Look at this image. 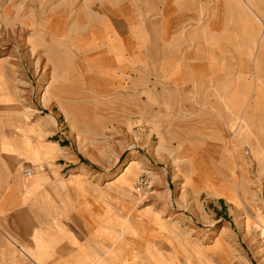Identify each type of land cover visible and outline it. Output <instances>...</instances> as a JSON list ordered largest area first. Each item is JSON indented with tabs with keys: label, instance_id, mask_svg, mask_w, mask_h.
<instances>
[{
	"label": "rangeland",
	"instance_id": "obj_1",
	"mask_svg": "<svg viewBox=\"0 0 264 264\" xmlns=\"http://www.w3.org/2000/svg\"><path fill=\"white\" fill-rule=\"evenodd\" d=\"M0 67L5 116L62 129L67 184L99 189V252L68 239V263L264 264V0H0ZM28 144L54 166L55 143Z\"/></svg>",
	"mask_w": 264,
	"mask_h": 264
},
{
	"label": "crops",
	"instance_id": "obj_2",
	"mask_svg": "<svg viewBox=\"0 0 264 264\" xmlns=\"http://www.w3.org/2000/svg\"><path fill=\"white\" fill-rule=\"evenodd\" d=\"M7 88L0 67V107H14L13 102L11 103L13 98L3 95ZM5 115L0 109V264H38L34 256L35 250L41 248L40 238L49 244L53 239L59 238V264L71 263H68V239L81 241L84 237L88 238V254L94 251L97 254L99 250L93 246L91 240L97 241L101 237L97 230L103 223L101 214L105 208L100 205L99 196L96 195L99 189L84 183L78 177V172L71 174L79 178L80 188L67 184L69 176L65 175L69 170H78L79 164L78 161L67 159L70 155L64 142L66 140L62 137V129L56 128L52 138H39L32 132L21 131L27 123H21L18 116L12 117L10 113ZM6 128L12 129L10 135L4 134ZM26 139L35 146L46 142L55 143L54 152L42 160L52 162L54 166L49 167L44 163L45 166L38 169V165L33 163L35 152L31 150ZM25 168L33 170L31 176H24ZM135 171L134 169L124 175L122 183L128 189ZM32 176L36 177L31 179ZM61 181L66 183L65 187L60 185ZM61 201L74 206L75 212L70 218L55 214V207L59 208V213L62 210ZM60 215H63V211ZM129 216L133 217V214ZM80 246L83 247V244ZM80 246L72 249L74 256H79L76 260H80L82 255ZM115 246L116 244L113 246L114 251L120 254L121 250H115ZM47 251L50 255V247ZM74 256L71 257L72 260ZM136 261L137 258L132 256L130 259H120V264H137ZM45 264H50V261Z\"/></svg>",
	"mask_w": 264,
	"mask_h": 264
},
{
	"label": "bare ground",
	"instance_id": "obj_3",
	"mask_svg": "<svg viewBox=\"0 0 264 264\" xmlns=\"http://www.w3.org/2000/svg\"><path fill=\"white\" fill-rule=\"evenodd\" d=\"M261 46V45H260ZM262 47V46H261ZM253 48H255V47H253ZM257 48V47H256ZM253 52V51H252ZM249 53H251V52H249ZM227 108V107H226ZM229 108V107H228ZM49 110H47V113H50V111L48 112ZM225 111V110H224ZM216 112V111H215ZM49 115H51V113L49 114ZM225 113L221 110V112H218V115L217 116H219V119H220V121H219V123L216 121L217 120V117L216 116H214L215 117V120H214V122H213V125H216V127H218L219 128V130H221L222 132H224L225 131V129L227 128V124H226V122H225ZM234 118H236V120H239V121H241L242 120V118L239 116V115H237V114H235V116H233V119ZM228 119V118H227ZM55 120V119H54ZM236 120H234V121H236ZM229 121V120H228ZM217 122V123H216ZM229 124V123H228ZM218 125V126H217ZM230 129L231 130H233L234 132L236 131V122H233V123H231V126H230ZM227 131V130H226ZM132 146V145H131ZM262 150V149H261ZM33 177V176H32ZM164 231V230H163ZM135 233V232H134ZM166 233V232H165Z\"/></svg>",
	"mask_w": 264,
	"mask_h": 264
},
{
	"label": "built area",
	"instance_id": "obj_4",
	"mask_svg": "<svg viewBox=\"0 0 264 264\" xmlns=\"http://www.w3.org/2000/svg\"><path fill=\"white\" fill-rule=\"evenodd\" d=\"M33 173V170L31 168H25L23 171L24 176H31V174ZM142 180V179H141ZM146 181L143 182V184H139L141 186H145Z\"/></svg>",
	"mask_w": 264,
	"mask_h": 264
}]
</instances>
